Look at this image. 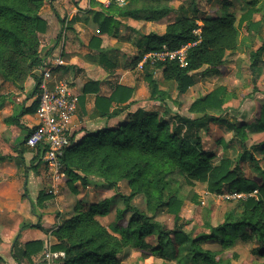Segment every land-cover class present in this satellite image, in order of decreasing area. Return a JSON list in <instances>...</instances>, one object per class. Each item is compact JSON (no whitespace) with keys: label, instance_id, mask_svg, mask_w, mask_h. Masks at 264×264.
I'll list each match as a JSON object with an SVG mask.
<instances>
[{"label":"trees","instance_id":"obj_1","mask_svg":"<svg viewBox=\"0 0 264 264\" xmlns=\"http://www.w3.org/2000/svg\"><path fill=\"white\" fill-rule=\"evenodd\" d=\"M92 1L100 7V10L92 11L99 32L109 35L118 32L117 17L156 21L174 11L170 0H126L122 6L110 0L106 7L100 1ZM43 3L44 0H0L2 82L22 88L33 67L43 63L38 54L40 34L47 28L40 16ZM192 10L191 14L187 8L179 7L176 17L166 24L162 33H140L136 39L138 54L133 60L134 66L143 54L160 50L163 45L175 50L190 44L185 66L175 59L152 64L146 60L142 65V77L149 90L147 101L158 102L163 113L137 107L128 111L126 118L114 126L87 131L82 125L72 130L71 144L60 158L61 170L65 172L63 179L70 185L79 179L85 186L88 177L94 176L113 188L126 180L130 192L120 195L123 207L116 209L115 219L107 226L100 219L110 210V207H103L104 201L78 200L75 203L71 215L54 231L57 241L51 249L64 252V256L59 257V264H123L119 254L127 247L144 253L147 250L178 264H231L222 257L221 250L207 248L205 243L217 242L227 248L239 236L250 237L256 245V253L264 255V168L261 180L257 181L246 176L242 164L244 156L254 158V151L262 153L264 158V141L252 145L249 152L243 148L237 159L220 157L216 162V153L204 149L200 137V131L208 130L211 122L225 121L213 113L223 111L228 101L237 98V93L217 84L189 104L188 111L197 116L174 112L169 120L163 115L170 112L168 101L175 103L171 90L185 93L194 82L195 71L203 68L207 75L219 73L226 55L237 50L241 30L255 31L260 35L264 29V17L262 21L254 20V14L264 12V0H248L247 8L238 19L230 11L206 17L198 14L196 5ZM259 38L261 44L249 51L252 71H256L264 60V37ZM93 39L95 37L90 43ZM95 40L99 41L98 37ZM157 69L161 70L166 87L154 77ZM132 94L133 88L117 85L108 97H96L95 114L108 119L118 116L135 103L134 100L128 101ZM226 124L234 134L240 135L244 147L246 127L264 130V104L254 122ZM82 131L84 134L76 138ZM35 150V158L40 157L41 147ZM16 162L22 164L20 157H16ZM196 181L204 182L211 194H218L223 188L242 192L257 189V198L238 199L240 211H228L216 225L205 217L202 224L205 230L193 233L185 229L187 222L181 221L179 213L183 201L178 191L182 182L193 184ZM72 190H76L73 185ZM136 195L144 196L150 214L132 205ZM50 197L51 194L42 192L38 200ZM160 213L174 216L172 228H166L156 219ZM27 226L22 224L20 229ZM150 235L156 238L154 246L146 242ZM14 248L15 260L26 257L31 263V256L43 250V242L33 240L24 243L21 250ZM0 262H5L1 256Z\"/></svg>","mask_w":264,"mask_h":264},{"label":"crops","instance_id":"obj_2","mask_svg":"<svg viewBox=\"0 0 264 264\" xmlns=\"http://www.w3.org/2000/svg\"><path fill=\"white\" fill-rule=\"evenodd\" d=\"M97 1L102 2L105 7L109 3ZM170 2L171 0L169 4ZM223 5L224 1L221 7ZM170 6L174 9L171 13L175 12L174 19L178 13L177 7ZM94 10L98 11L100 7L92 0H44L40 8V16L45 20L47 28L40 34L38 54L43 59L60 54L64 59L65 64L58 72L72 79L73 88L79 96L72 126L76 129L83 125L87 131L114 126L126 118L128 111L137 107L156 110L155 105L158 102L147 101L149 90L139 64L146 53L133 65L138 54L136 39L140 33H162L166 24L173 20L171 13L156 21L117 17L118 32L116 35H109L99 32V25L92 17ZM215 15L217 14L203 16ZM159 22L163 23L162 29L158 30L155 27ZM130 31L133 36L129 35ZM92 37H98L99 41L93 39L90 43ZM149 61L151 64L154 62ZM158 70L160 69L154 72L156 79ZM40 72V66H34L22 88L0 79V256L11 261V264H17V260L13 258L14 247L21 250L24 243L33 240H41L43 246L47 240L52 244L56 243V238L55 241L51 239L54 230L71 215L78 200L97 203L114 199L112 196L108 197V186L98 177H88L85 186L79 179L73 181L75 191L63 179L65 175L56 180L57 182L51 180L41 153L40 157L35 158V148L25 144L29 130L37 123L35 110L37 78ZM117 85L133 88V94L128 101L134 100L135 103L110 119L96 115V97H108ZM84 132L78 133L76 138L81 137ZM16 157L22 160L21 165L17 164ZM123 181L126 180L118 183V189ZM53 185L55 194L57 189L60 194L51 207L53 198L40 201L38 196L42 192L52 194L49 190ZM126 185L128 186L127 181ZM115 194L119 193L116 191ZM55 210L60 213H53ZM102 223L104 224L103 221ZM22 224L29 226L20 229ZM151 237L156 241L155 236L150 235L146 237V242L150 243ZM156 244L155 242L150 245ZM140 252L144 255V252ZM40 254L38 252L32 255L31 263L26 257L22 258L33 264Z\"/></svg>","mask_w":264,"mask_h":264},{"label":"rangeland","instance_id":"obj_3","mask_svg":"<svg viewBox=\"0 0 264 264\" xmlns=\"http://www.w3.org/2000/svg\"><path fill=\"white\" fill-rule=\"evenodd\" d=\"M247 1L248 0H228L229 3L224 1V5L221 7L223 0H171L170 5L175 8L177 7L176 10H179L181 6L187 8L191 14L193 5H196L199 10V15L220 14L224 11H230L233 12L238 19L240 14L247 8ZM174 14L175 12L171 13V19H173ZM262 17H264V12L254 14V20H261ZM162 23L163 22H159L161 26L158 24L155 29H162ZM129 35L133 36L132 31H130ZM260 36L264 37V29H262L260 35L255 31L247 33L241 30L237 50L226 55V62L219 67L218 74H204L203 68H201L194 72V82L185 93L180 94L175 89L171 90L172 98L175 103L168 101L170 112H168L167 115L163 114L164 118L169 120L172 119L174 112L189 116H197L198 114L188 111L189 104L194 99L209 92L217 84L225 85L228 89L234 90L237 93V98L228 101L223 111L213 113L221 116L225 121L211 122L208 130L200 131L204 149L216 153V162L220 157L237 159L243 148L249 152L252 150V145L264 141V131H258L259 129L256 130L254 127H246V138L244 147H242L240 135L234 134L232 130L228 129L226 124V122L239 123L242 120L252 123L259 117L260 107L264 104V60L260 63L256 71H252L249 61V51L251 49H256L261 44ZM156 77L161 85L166 87V82L163 80L160 70L157 71ZM155 108L159 111V114L163 113L158 103L155 105ZM253 157L254 158L251 159L244 156L242 160L243 170L249 178L260 181L262 178L261 173L264 168L263 154L254 151ZM61 172L62 176H64L65 172L63 170ZM223 190L228 189L223 188L222 191ZM116 191L119 194H115ZM129 192L130 189L126 185V181H123L119 189L108 187V197L112 196L114 199H112V201L106 200V202L103 203V207H110L106 217L101 219L104 224L109 225V223L113 222L116 209L123 207V200L120 195H127ZM59 194L60 192L58 189L56 194H51V198H53V203L50 204L51 207H53L56 202L54 199L57 198ZM178 196L183 201L179 213L181 221L187 222L185 229L193 233L205 230L202 226L205 217H208L212 224L216 225L222 221L225 213L231 210L237 212L240 211L239 209L241 208L237 199H226L208 193L204 182L196 181L193 182V184L182 182L179 186ZM85 199L88 200L89 198L85 197ZM131 203L136 208L150 214V212L147 211L146 201L143 195H136ZM53 213L59 214L60 212L55 210ZM156 219L163 223L166 228L173 227V215L160 213L156 216ZM122 223H124V220ZM53 235L51 239L55 241V234ZM149 241V245L156 242L152 237ZM46 244H48L49 247V245H53L54 243L52 244L50 240H47ZM205 247L221 250L222 257L230 260L231 264H264V255L261 256L256 253V245L250 237L239 236L234 244L227 248H222L217 242H207L205 243ZM147 249H149V247ZM39 253L41 254L36 258L33 264H46V260L42 254L43 250ZM143 254L144 255L134 247H127L119 255L123 264H178L175 260L162 259L155 254L148 253L147 250H145ZM25 259L26 258H20V260H17V264H21L20 262L23 264H30L27 263ZM59 259L60 258L56 259L52 264H59ZM0 264H11V261L6 259L5 262H0Z\"/></svg>","mask_w":264,"mask_h":264},{"label":"built area","instance_id":"obj_4","mask_svg":"<svg viewBox=\"0 0 264 264\" xmlns=\"http://www.w3.org/2000/svg\"><path fill=\"white\" fill-rule=\"evenodd\" d=\"M104 3L110 0H102ZM122 6L126 0H113ZM198 29L196 32L198 33ZM190 44L182 45L180 48L171 50L166 45L162 49L146 53L139 63L140 66L146 60L161 61L165 59L177 60L181 66L187 65L186 53ZM65 64L62 56L54 55L43 59L40 64L39 81L37 82V107L35 116L37 123L31 127L25 144L30 148L41 147V159L45 164L47 175L56 181L62 176L60 158L67 147L71 144L70 135L73 130L72 119L78 104V93L73 88L72 79L62 76L58 69ZM57 182V181H56ZM55 194V185L49 190ZM257 189L251 192L237 190H224L217 196L226 199H244L248 196H256ZM46 264H52L59 257L64 256L62 250L54 251L51 245L43 246Z\"/></svg>","mask_w":264,"mask_h":264}]
</instances>
